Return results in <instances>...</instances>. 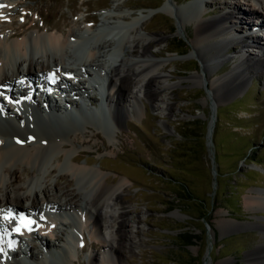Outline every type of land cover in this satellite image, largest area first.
<instances>
[{
    "label": "rangeland",
    "instance_id": "obj_1",
    "mask_svg": "<svg viewBox=\"0 0 264 264\" xmlns=\"http://www.w3.org/2000/svg\"><path fill=\"white\" fill-rule=\"evenodd\" d=\"M13 1L9 8L0 10V31L3 33L29 19L41 24V17L46 24L62 28L75 19L85 29L102 24L101 19L106 13L121 10L130 14L128 20H131L143 10L159 9L145 19L144 28H127L114 43L128 45L132 33L161 38L158 45L152 47V51H160L151 58L164 62L162 74L173 84L171 111L156 109L162 102L158 100L151 105L140 93L144 107L140 109L136 105L137 111L125 119L120 130L113 125L108 129L101 128L94 120H90L88 127L85 123H75L84 139L80 144L84 150L79 155L80 161L87 158L93 166L101 163L102 171L113 183L123 175L132 181L123 192V200L130 209V216L140 218L135 227L128 226L130 239L127 246L130 245L133 252L125 248L119 263L116 258L102 261L100 243L91 240L84 230L73 264H88L90 252L96 254V264H249L248 252L264 240L261 225L254 223L258 220L264 224V206L257 208L247 203L252 193L260 191L264 196V77L259 70L250 72L240 91L218 99L212 92V81L241 60L236 51L241 47L238 43L241 36L231 40L233 52L229 53L228 49L226 56L217 60L218 64L213 63L210 72L202 71L203 63L190 40L194 22L184 17L193 7L201 12L199 19L212 18L223 10H232L234 1L207 0L204 6L190 7V3L195 5L201 0H168L173 7L187 6L183 8V18L160 10L166 0ZM236 4L242 11L248 8L243 0H236ZM25 9L30 14L26 19L23 16ZM234 14H237L235 10ZM252 17L257 20V27L247 29L249 33L246 34L264 37L259 29L262 16L255 13ZM85 18L89 19L88 23L83 22ZM107 21L127 22L123 18H108ZM3 24L6 28H2ZM246 44L247 52L253 53L250 48H255V44ZM128 59L135 60L137 55L130 53ZM195 74L202 75L201 81L191 77ZM132 79V83L137 80ZM158 93L164 99L165 92L160 89ZM127 104L129 102L125 104L129 107L133 103ZM5 108L10 109L6 104ZM212 110L216 114L211 145L215 173L208 151L201 162L186 160L179 146L183 139V124L199 114L208 121ZM97 131L100 137L95 135ZM56 176L43 179V184L51 181L60 184V191L53 195L60 197L63 190L78 189L74 184L65 186L64 182L54 178ZM222 217L245 226L222 227ZM33 246L40 258L41 246L38 242Z\"/></svg>",
    "mask_w": 264,
    "mask_h": 264
},
{
    "label": "bare ground",
    "instance_id": "obj_2",
    "mask_svg": "<svg viewBox=\"0 0 264 264\" xmlns=\"http://www.w3.org/2000/svg\"><path fill=\"white\" fill-rule=\"evenodd\" d=\"M205 1L207 0L195 2V5L192 2L189 5L201 7L206 5ZM233 1L232 10H223L221 14L212 18L199 19L198 15L201 12L195 11L193 7L184 16L185 19H192L194 22V32L190 34V40L203 63L202 71L210 72L213 63L226 56L228 49L234 46L230 43L234 40V36L245 37H240L238 43L241 47L236 50L241 60L212 81L211 89L218 99L240 91L247 83L250 72L259 70L264 77V37H260L259 34H246L249 33L247 29H251L252 26L257 27V20L252 17L255 13H259L263 18L259 29L264 27V0H243V3L248 4L245 11L238 7L236 0ZM13 3V0H0V5H3L0 10H6ZM186 7L184 5L183 8ZM183 8L173 7V3L166 0L160 10L179 18L183 15ZM26 9L23 11L25 19L30 17ZM120 11L106 13L103 18L105 21L108 18H123L126 21V18L131 17L130 14ZM156 11L159 9L141 11L126 22L130 24L129 29L144 28L145 19ZM37 14L40 15V11ZM87 19H83V22L88 23ZM40 20L41 24L29 19L6 33L0 31V84L12 87L19 85L18 94L20 96L29 94L25 103L34 107L26 111V114L31 116L30 119L26 114L5 108V104L3 105L0 99V221L2 222L0 226L4 225V229L10 234V243L6 241L9 247L12 243L20 244L22 235L29 238L25 240V246L21 251L36 264H45L46 258L38 259L32 245L33 241L40 243L49 251L48 253L53 254L57 251L58 256L51 255L56 264H73L79 254L78 247L84 230L88 232L91 240H98L100 243L103 251L102 261L116 258L119 263L124 256L125 248L128 252H133L132 247L127 246L130 239L128 226L135 227L140 219L130 216V209L123 200V192L132 181L127 175H123L113 183L102 171L101 163L93 166L87 158L83 162L80 161L79 155L84 151L80 148V144L84 143V139L75 123L59 118V105L53 96L46 92L49 91L47 85L50 72L55 66L64 68L67 63L75 62L77 69L85 74H90L91 71L98 72L101 79L104 71L111 88L104 104L109 112L97 117V120L104 123L107 119H111L113 127L115 126L117 130L121 129L131 113L137 111L136 107L140 109L144 107L141 105L143 101L140 93L151 105L158 100L161 101L162 105L154 106L156 109L170 112L173 84L166 81V76L162 74L164 62L151 58L159 53L160 49L154 52L152 47L157 46L161 38L132 33L131 38L127 40L129 44L121 45L120 42L114 43V39L117 40L114 36L120 33L124 35L127 30L106 33L109 25L105 22L96 28L91 26L86 28V26L84 29V26L78 25L75 19L71 24L66 25L67 27L63 25V28L46 24L42 17ZM2 28H6V25L3 24ZM99 28L103 31L99 32L97 30ZM246 43L255 44V48H250L253 49V53L247 52ZM129 51L132 55H137V59L130 61ZM108 55L112 57L110 63L107 60ZM65 69L69 70L68 66ZM19 75L23 78L20 84H17L16 78ZM191 77L201 81L202 75L195 74ZM33 78L39 81V88ZM132 78L137 80L132 83ZM75 79H79L78 83L70 86L82 94L86 93L82 78ZM30 89L41 93L40 96L46 101V107L54 120L47 119L41 113L39 104L29 93ZM160 89L165 92L164 99L159 97ZM58 92L62 93L59 89ZM11 95L15 101L12 91ZM88 99L90 102L96 100L91 97ZM127 102H129L127 105L131 102L133 104L127 107L125 105ZM22 103L15 101L14 108L17 109ZM66 105L71 104L66 101ZM77 112L81 114L78 109ZM81 117L86 120L84 126L88 127L90 120L82 114ZM95 135L100 137L98 131ZM54 174H57L54 178L64 182L65 186L74 184L78 189L76 190L75 187L66 189L60 197L55 196L60 191L58 186L60 184L55 180L54 183L51 181L43 184V179H48ZM247 203L252 207H263L262 192L250 194ZM45 207L53 211H62L64 214L56 212L46 214ZM5 216H9V219H5ZM21 217L34 221L30 226L31 230L21 227ZM220 223L222 227L237 225L244 228L245 226L241 222H234L224 217L220 219ZM254 223L260 224L264 233V224L258 220ZM17 227L21 230L15 233L13 230ZM57 228H60L58 230L60 235L56 231ZM0 249H2L0 264H22L17 259L18 249L12 248V252L7 253L1 241ZM247 255L249 264H264V240L252 248ZM96 258V254L90 252L88 264H96Z\"/></svg>",
    "mask_w": 264,
    "mask_h": 264
},
{
    "label": "trees",
    "instance_id": "obj_3",
    "mask_svg": "<svg viewBox=\"0 0 264 264\" xmlns=\"http://www.w3.org/2000/svg\"><path fill=\"white\" fill-rule=\"evenodd\" d=\"M206 120L200 118H193L183 124V139L179 146L181 148L182 156L186 157V160L203 161V157L207 152L205 145V131ZM192 161H189L190 163ZM216 162L217 157H216ZM204 215V214H203Z\"/></svg>",
    "mask_w": 264,
    "mask_h": 264
},
{
    "label": "water",
    "instance_id": "obj_4",
    "mask_svg": "<svg viewBox=\"0 0 264 264\" xmlns=\"http://www.w3.org/2000/svg\"><path fill=\"white\" fill-rule=\"evenodd\" d=\"M195 118H201V119H206L205 116H203L202 114L200 115H194ZM215 120H216V114H215V111L212 110L211 114H210V117L206 123V131H205V145L207 147V151H208V155L210 156V160H211V165H212V170L214 172V165H215V161H214V152L211 148V145L213 144V141H212V135H213V126L215 124ZM211 123H212V126H211ZM215 173V172H214Z\"/></svg>",
    "mask_w": 264,
    "mask_h": 264
},
{
    "label": "snow or ice",
    "instance_id": "obj_5",
    "mask_svg": "<svg viewBox=\"0 0 264 264\" xmlns=\"http://www.w3.org/2000/svg\"><path fill=\"white\" fill-rule=\"evenodd\" d=\"M3 5H0V7H2ZM5 219H9V216H5ZM21 219V221H22V224H21V227H27V228H29V230H31V224H33L34 223V221H32V220H29V219H27L26 217H21L20 218ZM21 230V228L20 227H17L16 229H15V231H17V232H19ZM0 251H2V249H0Z\"/></svg>",
    "mask_w": 264,
    "mask_h": 264
}]
</instances>
